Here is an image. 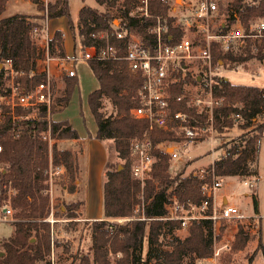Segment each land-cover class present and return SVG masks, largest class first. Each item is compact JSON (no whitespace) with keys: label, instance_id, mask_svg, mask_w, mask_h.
<instances>
[{"label":"trees","instance_id":"obj_1","mask_svg":"<svg viewBox=\"0 0 264 264\" xmlns=\"http://www.w3.org/2000/svg\"><path fill=\"white\" fill-rule=\"evenodd\" d=\"M8 1L0 0V95L6 94L10 89L11 75L6 66L7 59L12 60L16 71L14 82L25 92L47 80L46 73L36 72L37 59L44 51L32 36V28L38 23L40 16L25 13L3 16ZM31 1L39 10L44 9V0ZM95 1L100 6L104 5L103 9L84 4L78 13L75 35L79 36L82 48L103 42L93 36V33L111 31L114 27L127 30L126 39L132 35L149 43L154 39V34L148 30L149 22L146 18L131 13L137 0H123L121 4L118 0ZM169 9L170 4L166 0H150L151 12L161 15L171 24L175 17L168 14ZM227 12L229 23L238 19L248 26L251 21L264 19V0H229ZM63 15L68 16L73 30L75 26L69 0L48 2L49 18ZM116 17L121 18L120 25L114 24ZM182 33L180 27L170 25L167 38L169 34L179 37ZM62 34L61 30H57L51 38L52 53L58 47L60 54L64 55ZM213 56L215 61L241 62L256 58L264 63V50L253 53L250 47H243L240 51H224L218 43H214ZM90 66L99 82V86L89 97L90 107L97 121L96 138L104 144L107 139H113L118 157L125 162L120 168L119 165L112 164L109 158L106 160L103 183L104 217L85 220L92 230L93 254L83 255L79 264H111L107 244L115 253L120 254L115 264H198L201 259L211 257L215 237L213 220H193L187 227L188 233L181 236L177 230L185 227L180 220L166 218L168 206L176 199L200 203L203 199L201 186L205 181L211 180V171L219 176L249 177L258 174L264 129V121L260 120L264 116V87L234 83L226 75L216 76L215 94L225 95L226 100L214 110V127L222 131L238 126L243 132L225 148V154L214 160L207 176L202 177L196 173L172 174V154L161 143H177L184 138V133L180 129L163 130L153 127L147 119L131 115V108L141 104L139 91L143 86V75L131 69L123 59L90 60ZM199 75L204 74L202 71L196 74L187 72L171 86L169 99L172 110L187 111L191 124L203 127L207 124V115L198 112L194 106L187 105L186 99H176L183 92L185 83L200 82ZM63 80V94L54 99L50 108L47 104L30 108L17 107L16 119L7 114L4 116L5 121L0 123L3 129L13 125L17 129L14 136L5 139L0 137L3 146L0 161L6 169L0 172V207L10 200L14 210L13 232L8 237L0 238V264H51L47 258L52 248L51 225L44 220L51 210L49 193H45L49 187L47 170L50 147L42 134L50 125L51 135L55 139L80 137L68 120L53 117L55 112L66 106L78 84L76 73H64ZM104 96L109 97L116 107L115 115L106 116L102 111ZM135 138L149 139L155 155L150 175L144 181V189L142 180L133 175L132 141ZM52 159L55 164L66 167L72 182L76 179L78 163L72 150L59 148L55 143L52 146ZM73 189L72 184L70 190ZM75 203L77 202L64 205L70 218L77 217L78 204ZM253 204L257 213L259 201L256 195H253ZM137 205L141 206L136 214ZM62 209L60 206L58 211L64 213ZM56 213L59 215L57 211ZM113 217L136 218L117 224L108 220ZM229 223L223 221L221 233ZM251 226V222L237 223L235 240L231 245L234 252L244 248L253 238L249 231ZM109 227L113 233H110ZM259 248L264 251V245Z\"/></svg>","mask_w":264,"mask_h":264},{"label":"built area","instance_id":"obj_2","mask_svg":"<svg viewBox=\"0 0 264 264\" xmlns=\"http://www.w3.org/2000/svg\"><path fill=\"white\" fill-rule=\"evenodd\" d=\"M186 14L176 16L171 20V24L161 15L154 14L150 10V0H139L137 13L139 17H144L149 22L150 30L154 34V39L149 43L137 35H132L129 39L128 31L114 27L111 31H101L93 33L103 42L99 41L92 45L83 47L82 55L73 56L56 55L50 50V40L52 35L49 28L48 9L42 22H38L32 28V36L39 42L40 48L44 51L37 59L36 72L46 73L47 80L40 82L33 89L25 92L14 82L16 71L11 59H7L6 66L11 75L10 89L6 94L0 95V123L5 121L4 116L11 114L16 119L17 107H36L40 104H47L50 108L54 101L53 69L67 68L68 62H76L79 58L88 60H126L129 67L139 71L143 77V86L139 91L141 104L131 108V115L135 118L147 119L151 126L163 130H183L184 138L173 144L170 152L173 158L178 156L179 144L186 147L196 140H200L208 131H214V110L222 105L225 95H216V76L224 75L221 68L236 67L231 61H215L213 56L214 43H218L224 51H240L243 47H250L253 53L264 50V19L251 21L245 26L238 19L233 23L217 20L215 14L219 12V0H197L195 5L188 6ZM133 13V12H132ZM173 27H180L183 30L181 36H174L167 32ZM113 38V39H112ZM126 39V40H125ZM118 40L119 42H116ZM121 40L123 42H121ZM123 43V44H121ZM125 48V49H124ZM197 64L199 71L200 85L195 89L190 88L185 83L183 92L176 96L178 101L186 99L187 105L194 106L198 112H204L206 122L203 127L191 124L189 113L185 110H172L170 106L171 86L179 81L191 71V65ZM19 117H22L20 115ZM17 134V129L13 125L3 129L0 127V137L5 139L8 136ZM44 139H51V126L43 131ZM214 140V139H213ZM0 143V152L2 151ZM170 146H166L168 149ZM152 145L149 139L140 140L135 138L132 141V153L134 157L133 175L145 181L151 172V167L155 161L152 153ZM64 165L52 164L49 170L50 178L63 173ZM3 163L0 161V172L5 171ZM203 171V170H202ZM202 175L203 172H201ZM224 176L214 174L212 181H205L201 186L203 199L200 203L189 201L173 200L168 206V219L180 220L183 227H188L193 220L210 218L214 226L221 225L222 220L238 219L243 216L242 209L228 200L229 196L218 197L217 192L223 186ZM242 183L255 188L257 177L249 176L242 180ZM14 210L10 200L0 207V221L13 219ZM136 217H113L114 221L122 222ZM143 218H145L143 216ZM59 219L53 217V212L47 217V221L53 224ZM54 232V229H53ZM218 236L215 233L214 247L215 255L222 249L229 247V243L216 247ZM231 246V245H230Z\"/></svg>","mask_w":264,"mask_h":264},{"label":"rangeland","instance_id":"obj_3","mask_svg":"<svg viewBox=\"0 0 264 264\" xmlns=\"http://www.w3.org/2000/svg\"><path fill=\"white\" fill-rule=\"evenodd\" d=\"M53 0H44L45 7L44 9L39 10L38 6L31 0H9L6 4L5 10L2 15H12L15 13H25V14H34L40 16L37 19V22H42V18L46 16V10L48 9V2ZM119 4L123 3V0H118ZM170 4V9L168 14H175L176 16L181 14H186L188 11V6L195 5L197 0H166ZM229 0H219V12L215 14L217 20L228 21L227 20V6ZM71 17L74 20L73 30L69 23V18L66 15L49 18V28L52 37L54 36L57 30L63 32V49L64 56H73L75 53L79 56L82 55L83 48L77 34V18L80 8L84 4L98 6L100 9H103L104 5H98L95 0H69ZM139 0L136 1L132 8V14L137 13V5ZM114 24L120 25L121 18L116 17ZM149 21V20H148ZM151 26L148 27L150 30ZM39 45V42L36 41ZM241 50V49H240ZM238 51V50H237ZM54 54H60V50L56 47ZM61 55V54H60ZM231 64H237V68L226 66L221 68L220 72L224 73L232 82L240 84H252L264 87V63L256 58H250L241 62H231ZM0 66L1 63H0ZM197 64L191 65V72L196 74L198 72ZM53 86H54V99L61 94L65 87L63 80V75L76 73L78 76V84L72 92L69 102L59 111L53 114L54 119L58 120H68L73 127L78 131L82 141L73 140H60V139H45L49 142L50 152H49V166L47 170L49 187L45 190V193H49L51 210L53 212V217L59 219L54 224L50 221H47V216L44 220L49 222L51 225L52 232V248L50 254L47 258L50 260L51 264H79L81 262V257L86 254H93L92 245H93V236L90 226L85 223L86 208L83 205H80L82 199L78 201H70L68 197H63L62 195L67 194L70 189V186H78L70 180L66 167L64 168L63 173L55 176L53 179L50 178L49 170L51 163L55 164L52 159V146L57 144L59 148H74L76 155L78 152L82 154L85 151V142H88L89 139L96 138L97 133V121L95 116L92 113L89 97L91 92L99 86L98 79L94 74L91 66L90 60L85 58H79L76 62H68L67 69L55 68L53 69ZM200 81V78H199ZM190 88L195 89L200 83L189 84ZM102 111L106 116L115 115L116 107L113 105L109 97L104 96ZM261 121H264V116L260 118ZM243 132L238 126L231 127L229 129L225 128L222 131H219L214 128V131H208L202 139L196 140L194 143L188 144L186 147L184 144H179L178 156L173 158L170 161V172L172 174L182 173L187 175L189 173L200 174L202 177L210 174V166L213 165L214 160L220 157L222 154H225V148L239 135ZM44 139V138H43ZM214 139V140H213ZM107 148V158L110 159V162L114 165H119L122 168L125 160L120 159L114 148V140L107 139L105 142ZM171 144V145H169ZM172 144H178L176 142L165 141L161 143V146H172ZM169 147V148H170ZM168 148V149H169ZM173 149H170L171 152ZM94 158H99L101 155L100 150H92L91 152ZM84 156V154H83ZM103 156H101L102 158ZM134 158V157H133ZM134 160V159H133ZM95 161H98L95 160ZM106 163V162H105ZM96 167V165H95ZM105 168V165H104ZM203 170V171H202ZM98 170L95 169V172ZM204 175H202V173ZM79 174V173H78ZM150 175V174H149ZM211 180L214 177V173L211 171ZM257 177V185L255 188H249L242 183V180L246 177L240 176H224V182L221 189L218 190V197L229 196V202H232L238 205L242 209L243 216L238 219L232 220H222L230 222L227 228L221 233L220 227L215 226V233L218 236V241L216 242V247L220 248L222 245L228 244L229 247L222 249L220 253L215 255L216 248L214 247V252L211 257L206 259H201L198 264H264V251L259 248L260 245H264V129L261 139V149L259 154V163H258V174L254 175ZM148 178V177H147ZM98 180V177H97ZM103 183L104 177L99 181L93 183V190L91 192V204L93 206L90 209L91 217H102L104 216L103 201L99 202L98 193L99 186L101 187V192L103 193ZM145 182H142V189H144ZM143 191L141 194L143 195ZM84 194V193H83ZM253 195H256L259 201V210L255 213L254 204H253ZM72 202H77L78 208L76 210L77 217L70 218L67 215V211L64 209V205L70 204ZM82 204V203H81ZM62 206V212L58 211L59 207ZM141 206V205H140ZM139 205L136 207V214L140 208ZM59 213V215L56 213ZM49 213V214H50ZM57 214V215H56ZM101 214V216H99ZM84 217V218H83ZM127 222H117L113 223L123 224ZM238 222H247L252 223L250 228V233L253 238L249 243L242 249L235 251L230 245H232L235 240V232L237 230ZM54 229V232H53ZM110 233H113V230L109 227ZM188 228L178 229L177 232L181 236H185L188 233ZM13 232L12 219L7 221H0V238L8 237ZM109 247L108 260L111 264H115L118 256L120 254L115 253L111 246ZM2 247V245H0ZM4 250V248H1ZM4 253V251H2ZM1 252V254H3Z\"/></svg>","mask_w":264,"mask_h":264},{"label":"crops","instance_id":"obj_4","mask_svg":"<svg viewBox=\"0 0 264 264\" xmlns=\"http://www.w3.org/2000/svg\"><path fill=\"white\" fill-rule=\"evenodd\" d=\"M37 13L34 14H29V15H36ZM67 69V68H66ZM60 140H73L74 142L76 141H82V139L79 138H73V139H60ZM67 148V147H66ZM69 148V147H68ZM74 152L76 155V152L74 151V148H69ZM91 149L93 150H100L101 155L98 159L94 158L93 154L90 153ZM84 154V156H83ZM107 148L104 144L103 141L94 138V139H89L88 142H85V151L82 154L78 152V156L76 155V161L78 163V171L76 172V179L74 180V183L78 186H74L73 190H70L65 193V195H62L63 197H68L70 201H78V199H82L80 202V205H83L86 208V217L84 218L85 220H92V219H101L102 217H91L90 209L93 206L91 204V192L93 190V183L96 181H99L104 177V165L107 160ZM101 156H103L101 158ZM96 165V167H95ZM95 169L98 171L95 172ZM79 173V174H78ZM98 177V180H97ZM100 192L99 195V202L102 203L103 200V193L101 192V187L99 186L98 193ZM84 193V194H83ZM82 203V204H81ZM101 216V214L99 215Z\"/></svg>","mask_w":264,"mask_h":264},{"label":"water","instance_id":"obj_5","mask_svg":"<svg viewBox=\"0 0 264 264\" xmlns=\"http://www.w3.org/2000/svg\"><path fill=\"white\" fill-rule=\"evenodd\" d=\"M2 65V64H1ZM170 149H173V147L171 146L169 149H168V151L170 150ZM6 171V170H5ZM3 253V252H2Z\"/></svg>","mask_w":264,"mask_h":264}]
</instances>
